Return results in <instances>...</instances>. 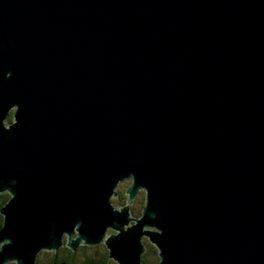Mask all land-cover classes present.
Listing matches in <instances>:
<instances>
[{"label":"water","instance_id":"water-1","mask_svg":"<svg viewBox=\"0 0 264 264\" xmlns=\"http://www.w3.org/2000/svg\"><path fill=\"white\" fill-rule=\"evenodd\" d=\"M1 192L0 264H264V0H0Z\"/></svg>","mask_w":264,"mask_h":264},{"label":"trees","instance_id":"trees-1","mask_svg":"<svg viewBox=\"0 0 264 264\" xmlns=\"http://www.w3.org/2000/svg\"><path fill=\"white\" fill-rule=\"evenodd\" d=\"M13 111L9 112V116H8L9 120H12L13 118L12 116ZM123 194H125L124 191ZM9 198H10V194L6 192L0 193V208L7 202ZM2 224H3V216L0 214V226ZM91 245H95V246L80 245L76 250H71L65 245H63L57 251L43 250L42 252H39L36 255L35 264H40L38 262V259L40 256H42V253L46 255L47 262L49 261V264L52 263L79 264V262L80 264H113L111 260L115 262L114 259L108 256L109 254L105 244L102 247H100L98 244L97 245L91 244ZM99 247L101 250L99 249ZM153 252H154L153 255L155 256H152V258L153 261H155L156 263L158 261V255L156 251ZM142 262L144 264H147L145 259H143ZM9 264H14V263H9ZM114 264H118V263L116 262Z\"/></svg>","mask_w":264,"mask_h":264},{"label":"rangeland","instance_id":"rangeland-1","mask_svg":"<svg viewBox=\"0 0 264 264\" xmlns=\"http://www.w3.org/2000/svg\"><path fill=\"white\" fill-rule=\"evenodd\" d=\"M11 112H12V110H11ZM13 120V119H12ZM11 120V121H12ZM125 186L126 187H128V178L126 179V180H124V181H122V182H120V183H118V185H117V196H119L118 198L116 197V196H114V197H112L111 198V202L113 203V205L114 206H116V207H120V206H122V205H124L125 204V198L122 196V194L120 193V192H123V191H125ZM2 193V192H1ZM141 193H142V188H140L139 190H138V193H137V195L135 196V198H134V202H133V204H131L130 205V208H129V211H130V213H129V216L130 217H132V216H134V217H138V213H139V207H140V200H141ZM130 225H131V221H130ZM146 229H148V230H153V228H146ZM109 233H111V229L109 228L108 229V231H107V234H109ZM65 237H67V234L65 235ZM141 240H142V236H141ZM142 243L145 245V251L143 252V254H142V260L143 259H145L146 260V262H147V264H154L155 263V261H153V258H152V256H153V251H152V247H151V242H148V241H145V240H142ZM97 245V244H96ZM98 245L100 246V247H102L103 245H104V243H98ZM89 246H95V245H89ZM100 247H99V249H100ZM78 248V247H77ZM76 248V249H77ZM75 249V250H76ZM101 250V249H100ZM43 251V250H42ZM42 251H40V252H42ZM80 260V259H79ZM38 262L40 263V264H49V261L47 262V257H46V255H44L43 253H42V256H40L39 257V259H38ZM111 262L114 264V263H116V262H114L113 260H111ZM10 263H14V262H10ZM7 264H9V263H7ZM15 264V263H14ZM53 264V263H52ZM79 264H80V262H79Z\"/></svg>","mask_w":264,"mask_h":264},{"label":"bare ground","instance_id":"bare-ground-1","mask_svg":"<svg viewBox=\"0 0 264 264\" xmlns=\"http://www.w3.org/2000/svg\"><path fill=\"white\" fill-rule=\"evenodd\" d=\"M3 193V192H2ZM132 218L133 219H136V218H138V217H134V216H132ZM143 231L144 232H147V231H153V230H148V229H146V228H143ZM64 239H65V237H64ZM66 240V239H65ZM96 244H98V243H96ZM145 246V245H144ZM60 248V247H59ZM146 249V248H145ZM36 259V258H35ZM141 261H142V258H141ZM59 264H64V263H59ZM142 264H144L143 262H142Z\"/></svg>","mask_w":264,"mask_h":264}]
</instances>
